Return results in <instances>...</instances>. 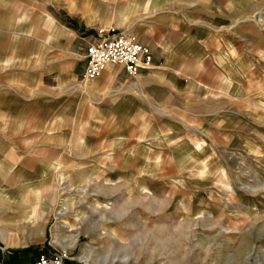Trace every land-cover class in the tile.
Here are the masks:
<instances>
[{"label":"crops","instance_id":"0c3cea01","mask_svg":"<svg viewBox=\"0 0 264 264\" xmlns=\"http://www.w3.org/2000/svg\"><path fill=\"white\" fill-rule=\"evenodd\" d=\"M261 6L264 0H0V189L30 197L26 207L41 212L40 229L53 204L49 174L66 157L83 156L90 139L106 147L122 131L136 136L138 124L146 134L156 124L192 139L234 138L248 95L264 88V30L252 17ZM98 28L133 33L150 48L151 65L131 75L109 63L87 81L86 48Z\"/></svg>","mask_w":264,"mask_h":264},{"label":"rangeland","instance_id":"374dc122","mask_svg":"<svg viewBox=\"0 0 264 264\" xmlns=\"http://www.w3.org/2000/svg\"><path fill=\"white\" fill-rule=\"evenodd\" d=\"M252 17L264 30V6ZM257 88L224 144L213 132L192 139L156 124L148 134L145 124L136 136L122 131L114 148L89 138L83 156L49 174L44 228L41 212H28L30 197L1 188L0 264H29L39 253L65 264H264L263 84Z\"/></svg>","mask_w":264,"mask_h":264},{"label":"built area","instance_id":"2783aa9c","mask_svg":"<svg viewBox=\"0 0 264 264\" xmlns=\"http://www.w3.org/2000/svg\"><path fill=\"white\" fill-rule=\"evenodd\" d=\"M84 78L88 81L98 76L109 63L122 64L134 75L140 68L151 65L150 48L126 30H104L99 28L86 48ZM33 264H65L61 255L51 256L39 253Z\"/></svg>","mask_w":264,"mask_h":264},{"label":"trees","instance_id":"16d2710c","mask_svg":"<svg viewBox=\"0 0 264 264\" xmlns=\"http://www.w3.org/2000/svg\"><path fill=\"white\" fill-rule=\"evenodd\" d=\"M25 250H29V248L25 249ZM17 261H18V259H15V258L14 259H8V260L3 261V264H17ZM33 262H34V260H31L28 263L33 264Z\"/></svg>","mask_w":264,"mask_h":264}]
</instances>
